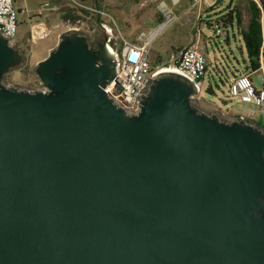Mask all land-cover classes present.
Instances as JSON below:
<instances>
[{"label":"water","instance_id":"1","mask_svg":"<svg viewBox=\"0 0 264 264\" xmlns=\"http://www.w3.org/2000/svg\"><path fill=\"white\" fill-rule=\"evenodd\" d=\"M23 62L0 33V264H264V128L203 111L177 72L127 113L106 38L75 29L39 89L5 84Z\"/></svg>","mask_w":264,"mask_h":264},{"label":"rangeland","instance_id":"2","mask_svg":"<svg viewBox=\"0 0 264 264\" xmlns=\"http://www.w3.org/2000/svg\"><path fill=\"white\" fill-rule=\"evenodd\" d=\"M162 1L172 8L174 18L156 31L160 23L166 21L157 6ZM193 3V0H181L172 6L171 0H15L16 8L26 7V13L18 14L17 28L18 48L24 56V62L21 67L6 75L5 84L29 90L39 89L41 86L35 68L38 62L46 58L49 53L47 49L59 40L61 33L77 28V31L94 40L95 35L105 36L101 24L109 23L116 34L130 43L139 41L141 35L148 36V58L161 66L169 65L172 55L176 57L181 49L197 44L209 69L194 99L195 105L203 111L212 110L206 112L215 113L223 120L244 117L247 120L257 119L259 123L261 116L257 109L241 104L228 95L232 77L228 83H221L215 74L214 78L209 77L216 68L221 71L225 69L229 73L232 71L233 74L251 72L244 68L247 55L239 36L248 22L247 0H202L200 4L192 6ZM234 5L240 9L241 23L236 27L233 20V28H223L219 24L225 35L216 38L212 28H207L206 21L223 20ZM95 8L105 15L95 13ZM261 23L264 37V17ZM34 24H41L46 29L43 37L35 35L31 38V26ZM226 32L229 37L227 40ZM262 77V71L252 76L256 88L264 86ZM209 87L211 93L207 91Z\"/></svg>","mask_w":264,"mask_h":264},{"label":"built area","instance_id":"3","mask_svg":"<svg viewBox=\"0 0 264 264\" xmlns=\"http://www.w3.org/2000/svg\"><path fill=\"white\" fill-rule=\"evenodd\" d=\"M181 0H171L172 6L177 5ZM193 5L200 4L202 0H193ZM254 2L258 7L260 0H249ZM158 9L162 12L166 21H162L158 30L162 29L173 16L172 8L165 2L158 3ZM95 13L105 15L100 9H93ZM26 13V7H15V0H0V33L8 40L9 45L18 46L17 28L18 14ZM106 37V44L109 52L116 62V75L113 81L106 86L104 91L113 103L129 114H137L141 108V97L147 92L151 81L166 68L172 69L190 79L197 89L194 99L201 90L202 80L206 75L207 61L198 48L197 44L185 47L180 50L178 55L172 57L167 66H161L156 62L149 60V43L148 36H139L137 43H130L120 34H116L109 23H102ZM77 30V28H73ZM215 37L225 35V32L215 24L213 26ZM46 29L41 24L31 26L30 35L43 37ZM264 71V66L261 67ZM264 80V77H262ZM42 90H44L42 88ZM228 95L238 100L241 104L250 105L257 109L261 119L248 120L255 125L264 128V86L256 88L250 75L246 73H236L228 86ZM247 120L244 117H239Z\"/></svg>","mask_w":264,"mask_h":264},{"label":"trees","instance_id":"4","mask_svg":"<svg viewBox=\"0 0 264 264\" xmlns=\"http://www.w3.org/2000/svg\"><path fill=\"white\" fill-rule=\"evenodd\" d=\"M246 9L249 11L248 13V22L246 27L240 32L239 36L243 42V45L246 50L247 59L244 60V68L246 70H250L254 72L256 70L261 69L264 66V37H262V23L261 18L264 17V0H260V6L258 7L254 2L247 0ZM232 11L228 12L224 15L223 20L217 19L215 22L206 21V26L211 27L213 30V26L217 24L220 28L222 25L223 28L234 27L233 20L236 23V27L241 23L240 19V9L237 5L231 6ZM222 23V24H221ZM220 24V25H219ZM222 29V28H221ZM237 29V28H236ZM234 30V29H233ZM236 32V31H235ZM234 36V31H233ZM219 38V37H216ZM235 38V37H234ZM229 39L228 32H226V40ZM209 67L206 65V73ZM217 71V72H216ZM238 73V72H236ZM235 74L231 71L229 73L225 69L221 71L220 69H214L209 74L210 78H214L213 74L218 76V80L221 83H228L229 79L235 77ZM209 93L212 92L210 87L207 89Z\"/></svg>","mask_w":264,"mask_h":264},{"label":"crops","instance_id":"5","mask_svg":"<svg viewBox=\"0 0 264 264\" xmlns=\"http://www.w3.org/2000/svg\"><path fill=\"white\" fill-rule=\"evenodd\" d=\"M57 42H58V41H57ZM57 42H55V43H54L52 46H50L47 50L50 51V49H51L52 47L56 46ZM137 42H138L137 40H134V41H133V43H137ZM172 57H174V55H172ZM166 62H168V61H166ZM258 71H262V69L256 70V71H254V72H250L248 75H250V76H251V79H252V76L254 75V73H256V72H258ZM262 72H264V71H262ZM205 111L211 112L212 110H208V109H206Z\"/></svg>","mask_w":264,"mask_h":264},{"label":"flooded vegetation","instance_id":"6","mask_svg":"<svg viewBox=\"0 0 264 264\" xmlns=\"http://www.w3.org/2000/svg\"><path fill=\"white\" fill-rule=\"evenodd\" d=\"M104 38H106L105 36H97V35H95L94 36V40H90V42H91V44L93 45V46H95L96 47V45H97V42H100V41H103L104 40ZM18 47V46H17Z\"/></svg>","mask_w":264,"mask_h":264},{"label":"bare ground","instance_id":"7","mask_svg":"<svg viewBox=\"0 0 264 264\" xmlns=\"http://www.w3.org/2000/svg\"><path fill=\"white\" fill-rule=\"evenodd\" d=\"M153 35V34H152ZM151 35V36H152ZM162 72H176V71H174V70H172V69H168V68H166L165 70H163Z\"/></svg>","mask_w":264,"mask_h":264}]
</instances>
